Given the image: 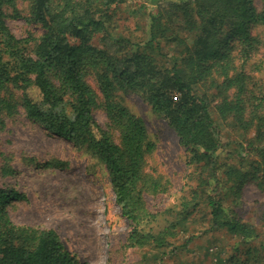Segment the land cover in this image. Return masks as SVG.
Returning <instances> with one entry per match:
<instances>
[{
	"label": "trees",
	"instance_id": "obj_1",
	"mask_svg": "<svg viewBox=\"0 0 264 264\" xmlns=\"http://www.w3.org/2000/svg\"><path fill=\"white\" fill-rule=\"evenodd\" d=\"M16 1L0 0V127L21 109L28 121L84 148L103 165L115 203L131 226L128 247L168 246L166 238L174 236L176 224L199 203L207 207L212 230L242 242L256 239L236 209L246 187L264 191V100L247 93L243 73L253 54L252 28L264 32V3L257 12L253 0H149L148 37L135 41L116 34L112 25L111 7L123 0H26V21L40 26L43 34L17 39L6 24L7 10L19 18ZM235 44L240 71L230 55ZM91 75L118 142L92 115L96 97L86 82ZM117 91L136 94L168 123L187 152L196 183L175 221L157 235L148 229L155 217L144 195L166 193V181L145 172L154 144L142 119L111 102ZM220 120L230 122L242 139L221 143ZM230 145L234 154L223 162V148ZM24 198L0 186V264H83L56 231L10 220L6 208Z\"/></svg>",
	"mask_w": 264,
	"mask_h": 264
},
{
	"label": "rangeland",
	"instance_id": "obj_2",
	"mask_svg": "<svg viewBox=\"0 0 264 264\" xmlns=\"http://www.w3.org/2000/svg\"><path fill=\"white\" fill-rule=\"evenodd\" d=\"M253 3L260 12L264 0H253ZM152 8L149 0H123L115 4L111 7L114 9L112 25L115 33L145 41L148 14ZM16 11L17 19L11 18L12 11H6L10 17L6 24L17 39L38 38L43 34L40 26L26 21L29 17L26 0L16 1ZM251 36L254 38L253 54L245 61L243 70L248 78L247 93L264 100V32L260 27H253ZM230 55L240 71L237 44ZM86 82L96 97L92 113L95 121L118 142L117 134L108 127L105 103L97 82L92 75ZM216 100L217 97L212 98L214 104ZM111 102L142 119L154 144L153 152L146 159L145 172L162 177L166 181V193L144 195V200L155 217L148 229L157 235L169 229L181 201L189 199V192L196 186L190 178L192 170L187 166V152L178 144L168 123L156 117L150 106L136 94L117 91ZM213 118L217 121L215 115ZM216 125L224 145L242 139L230 122L225 124L220 120ZM250 136L248 134L247 138ZM233 149V145L223 148V162L229 161L226 156L234 154ZM51 161L66 166L47 167ZM2 169H10L12 173L4 176ZM0 186H9L25 197L6 208L15 225L56 231L65 248L77 255L83 264H159V261L161 264H263L264 191L246 187L236 209L238 217L255 230L254 240L242 242L241 238L225 231L212 230L207 207L197 201L199 206L188 219L176 224L174 236L166 238L168 246L159 249L151 245L128 247L131 226L115 203L104 166L91 158L84 148L28 121L21 109L13 117L5 118L0 127Z\"/></svg>",
	"mask_w": 264,
	"mask_h": 264
}]
</instances>
